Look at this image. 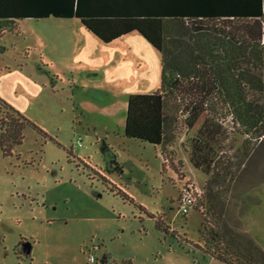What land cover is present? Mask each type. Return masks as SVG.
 <instances>
[{"label":"rangeland","instance_id":"obj_1","mask_svg":"<svg viewBox=\"0 0 264 264\" xmlns=\"http://www.w3.org/2000/svg\"><path fill=\"white\" fill-rule=\"evenodd\" d=\"M17 26L0 41V99L42 133L0 149V264H221L197 248L203 207L180 209L209 179L190 163L204 118L164 156L125 136L129 97L160 88L159 52L136 32L105 44L76 18ZM232 127L218 146L236 174L226 221L264 250V142Z\"/></svg>","mask_w":264,"mask_h":264},{"label":"trees","instance_id":"obj_2","mask_svg":"<svg viewBox=\"0 0 264 264\" xmlns=\"http://www.w3.org/2000/svg\"><path fill=\"white\" fill-rule=\"evenodd\" d=\"M51 17L79 19L105 44L136 32L159 52L160 88L129 97L125 136L164 156L181 128L193 131L204 118L190 152L192 166L209 176L204 193L193 197L192 210L204 209V245L197 248L221 264H264L260 245L226 221L222 199L236 174L218 153L227 121L243 145L264 142V0H0V25H13L0 27V41L18 21ZM0 106V149L10 157L28 126L42 131L1 99Z\"/></svg>","mask_w":264,"mask_h":264},{"label":"built area","instance_id":"obj_3","mask_svg":"<svg viewBox=\"0 0 264 264\" xmlns=\"http://www.w3.org/2000/svg\"><path fill=\"white\" fill-rule=\"evenodd\" d=\"M186 194L187 195L183 198V205L180 208V209H182L183 214H185V215H187L191 211L192 206H193V202H194V200H193V197H194L193 193L187 191ZM95 261H96L95 256L94 255H91L89 257V262L94 263Z\"/></svg>","mask_w":264,"mask_h":264},{"label":"crops","instance_id":"obj_4","mask_svg":"<svg viewBox=\"0 0 264 264\" xmlns=\"http://www.w3.org/2000/svg\"><path fill=\"white\" fill-rule=\"evenodd\" d=\"M117 41V40H116ZM115 42V41H114ZM113 43V42H112ZM111 44V43H110ZM212 261L216 262L215 260L211 259Z\"/></svg>","mask_w":264,"mask_h":264}]
</instances>
